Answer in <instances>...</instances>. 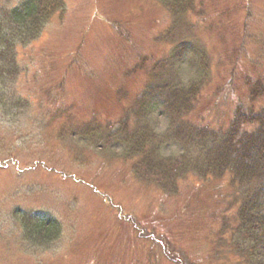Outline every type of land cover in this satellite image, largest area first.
<instances>
[{
	"label": "rangeland",
	"instance_id": "obj_1",
	"mask_svg": "<svg viewBox=\"0 0 264 264\" xmlns=\"http://www.w3.org/2000/svg\"><path fill=\"white\" fill-rule=\"evenodd\" d=\"M64 1L0 84V264H249L225 227L238 200L222 177L190 172L162 191L116 141L146 89L160 103L165 68L185 83L207 65L188 123L225 128L237 109H261L264 94L250 92L264 85V0H191L181 13L157 0ZM160 112L145 119L167 139ZM161 151L196 153L175 141ZM21 213L56 219L59 234L30 240Z\"/></svg>",
	"mask_w": 264,
	"mask_h": 264
},
{
	"label": "trees",
	"instance_id": "obj_2",
	"mask_svg": "<svg viewBox=\"0 0 264 264\" xmlns=\"http://www.w3.org/2000/svg\"><path fill=\"white\" fill-rule=\"evenodd\" d=\"M157 1L163 2L174 13L187 10L191 2ZM65 6L64 0H19L12 5H0L1 85L9 84L18 72L19 47L29 45L52 16L64 11ZM173 69L177 66L165 68L162 75L166 72L167 79L152 86L161 91L159 115L167 117V126L171 129L169 137H157L145 119L158 105L150 101V97L154 98L150 88L146 89L149 95L147 102L138 98L136 106L130 109L131 120L125 122L130 128L124 122L120 123L122 132L116 141L119 149L123 156L141 162L140 165L153 178V184L162 191L174 192L176 182L190 172L206 179L222 177L238 200L235 223H226L225 227L231 228L232 241L239 250V256L244 255L249 264H264V260L253 262L255 250L264 254V104L256 112L240 113L237 109L225 128L215 129L193 121L188 123L185 117L193 110L199 97L201 73L205 72L207 65L204 68V62L199 63L200 76L185 83L171 78ZM1 92H4L3 88ZM250 93L253 98L264 94V85L257 83ZM172 141L195 149L196 153L181 157L162 155L163 144ZM21 214L20 222L32 241L51 240L60 232L58 221L52 217ZM248 250L252 251L251 255H247Z\"/></svg>",
	"mask_w": 264,
	"mask_h": 264
}]
</instances>
